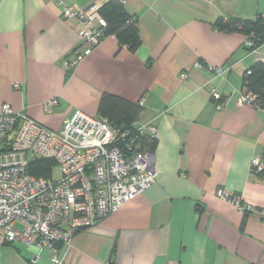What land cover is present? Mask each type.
Returning <instances> with one entry per match:
<instances>
[{"label":"crops","instance_id":"1","mask_svg":"<svg viewBox=\"0 0 264 264\" xmlns=\"http://www.w3.org/2000/svg\"><path fill=\"white\" fill-rule=\"evenodd\" d=\"M107 1L0 0V106L9 103L59 129L76 110L100 116L107 93L140 104L132 125L157 126L155 182L69 244L59 243L60 258L264 264V177L251 171L253 158L264 160V111L238 104L244 72L264 60V44L250 51L245 34L216 25L264 15V0H121L139 27V49L108 35L67 68L65 58L82 45V21L66 18L63 6L100 8ZM197 60L229 70L218 76L195 68ZM213 89L225 100L221 109ZM51 98L58 104L46 110ZM219 189L253 210L245 214ZM0 264L54 263L49 248L18 239L0 247Z\"/></svg>","mask_w":264,"mask_h":264},{"label":"built area","instance_id":"2","mask_svg":"<svg viewBox=\"0 0 264 264\" xmlns=\"http://www.w3.org/2000/svg\"><path fill=\"white\" fill-rule=\"evenodd\" d=\"M63 8L66 18L82 21L79 30L82 45L64 61L67 68H73L100 45L107 21L96 5ZM251 45L247 39L246 46ZM194 67L207 68L218 76L229 70L203 60H197ZM187 76L186 71L181 73L182 78ZM14 86L20 87L18 83ZM213 98L216 108L225 106L222 94L216 89ZM57 104L58 99L51 98L44 105L50 110ZM238 104L264 111L258 94L252 92H241ZM146 136L156 138L157 126L153 122L125 128L109 118L76 110L56 129L24 109L15 110L9 103H3L0 106V247L21 239L38 250L49 248L53 263L64 264L57 248L59 243L69 244L76 232L114 213L155 182V156L145 141ZM37 157L54 160L60 176L30 173L29 166ZM263 167L261 157L252 159L251 169ZM217 195L241 210H253L250 205H243L240 197L228 196L223 189ZM100 264L115 263L110 258Z\"/></svg>","mask_w":264,"mask_h":264},{"label":"trees","instance_id":"3","mask_svg":"<svg viewBox=\"0 0 264 264\" xmlns=\"http://www.w3.org/2000/svg\"><path fill=\"white\" fill-rule=\"evenodd\" d=\"M99 13L107 21L105 37L115 35L119 43L127 46L130 51L135 52L139 49L142 44L139 27L134 17L127 12L121 0H108L99 8ZM216 25L223 30H237L245 34L247 39L252 42L251 46H247L250 51H254L264 44L263 14H257L253 19L230 17L224 21L218 20ZM248 70H250V73H248ZM242 92L258 94L259 99L264 104V61H257L245 70ZM141 109L140 104H134L107 93L103 94L99 105L100 116L109 118L112 123L125 128L133 127L132 122L136 119ZM145 141L149 143L148 145L153 151L156 146V139H150L146 136ZM262 161L264 163L263 159ZM55 167L56 163L54 160L37 157L31 162L29 171L36 176L49 177ZM251 171L253 174L264 177V167L262 170L253 168ZM250 212L245 210V214Z\"/></svg>","mask_w":264,"mask_h":264},{"label":"rangeland","instance_id":"4","mask_svg":"<svg viewBox=\"0 0 264 264\" xmlns=\"http://www.w3.org/2000/svg\"><path fill=\"white\" fill-rule=\"evenodd\" d=\"M248 2V1H247ZM256 16V15H255ZM2 143L0 142V147H1ZM55 177H59L60 176V173L58 171V168H55L54 171H53Z\"/></svg>","mask_w":264,"mask_h":264}]
</instances>
